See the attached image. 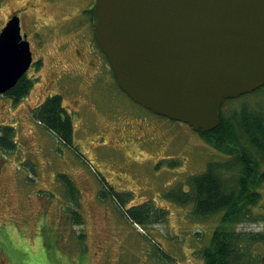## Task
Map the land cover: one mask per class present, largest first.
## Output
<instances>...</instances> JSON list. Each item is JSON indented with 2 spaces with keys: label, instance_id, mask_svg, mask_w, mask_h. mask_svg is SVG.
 <instances>
[{
  "label": "rangeland",
  "instance_id": "obj_1",
  "mask_svg": "<svg viewBox=\"0 0 264 264\" xmlns=\"http://www.w3.org/2000/svg\"><path fill=\"white\" fill-rule=\"evenodd\" d=\"M91 3L0 0V28L20 10L21 32L27 34L34 61L41 63L37 69L31 64L22 76L37 79L27 97L15 103L0 95V127L14 129L8 139L13 147L0 149V264H43L45 244L48 255L62 264H205L199 251L219 218L194 220L192 205L175 199L208 162L229 157L186 123L132 102L112 75L101 74L79 95L81 76L69 66L76 62L85 68L77 61L87 62L88 56L73 50L81 37L75 35L90 33L86 11ZM54 94L70 115V144L31 117V109ZM243 105L264 107V87L226 100L221 109L228 116ZM128 115L152 125L150 134L130 131ZM142 126L133 124L140 132ZM259 192L252 220L234 227L237 232L264 231V184ZM141 204L152 206V216L163 221L132 224L124 212ZM74 211L81 214L82 225L73 224ZM253 252L255 259L264 256L258 246Z\"/></svg>",
  "mask_w": 264,
  "mask_h": 264
},
{
  "label": "water",
  "instance_id": "obj_2",
  "mask_svg": "<svg viewBox=\"0 0 264 264\" xmlns=\"http://www.w3.org/2000/svg\"><path fill=\"white\" fill-rule=\"evenodd\" d=\"M91 22L118 88L194 131L215 129L225 100L264 86V0H94ZM30 64L14 14L0 30V94Z\"/></svg>",
  "mask_w": 264,
  "mask_h": 264
},
{
  "label": "trees",
  "instance_id": "obj_3",
  "mask_svg": "<svg viewBox=\"0 0 264 264\" xmlns=\"http://www.w3.org/2000/svg\"><path fill=\"white\" fill-rule=\"evenodd\" d=\"M32 87L33 80L22 77L5 96L17 103L27 97ZM62 105L60 96H50L33 109L31 115L70 144L72 123L69 113L65 112ZM263 110L262 106L253 109L243 105L238 109L232 108L231 113L226 116L220 109L219 125L212 131H198L202 139L215 150L229 157L219 162H208L202 173L187 180V190L182 191L175 199L179 205H192L191 217L194 220L214 216L219 218L208 243L199 251L205 264H258L264 261V256L255 259L253 252V248L257 246L264 249V231L237 232L234 229L237 225L252 220V209L261 200L259 187L264 184ZM13 130L9 126L0 127V149L13 147L14 143H11V139L8 140L10 133L12 138ZM115 199L121 203L119 198ZM154 211L152 206L141 204L124 213L132 224L143 226L163 221V217L152 216ZM159 213L164 215L165 211L159 210ZM70 214L74 225L83 224L79 212ZM79 238H84V235H79ZM43 249L46 252L43 264H62L58 256L48 255L50 246L45 244ZM33 264H37V261Z\"/></svg>",
  "mask_w": 264,
  "mask_h": 264
},
{
  "label": "flooded vegetation",
  "instance_id": "obj_4",
  "mask_svg": "<svg viewBox=\"0 0 264 264\" xmlns=\"http://www.w3.org/2000/svg\"><path fill=\"white\" fill-rule=\"evenodd\" d=\"M93 2L94 1L92 0L90 8L86 11L88 13L87 16H88V20H89L88 25L90 24V33H88V31H85V32H83V34L81 33V35H75V37H78V36H81V37H80V40L78 41V44L75 47V50H73V52L75 53L76 56H79L82 52H83L84 56H86V57L88 56L87 62L85 61L86 59H84L82 57L79 58V61H77L79 64L85 65V68L83 66L80 67L79 65L76 64V62H75V64L71 63V66H69V71H73L74 73H78L81 76V80H80L79 86H78L79 95H81V96L87 90L91 89L93 83L96 82L95 80L102 78L101 74H103V73L108 75V76L112 75V78L114 80V77H113V74L111 72V68L107 62V59L102 54V52L100 51V49L98 48V46L96 45V42L94 40L93 28H92V23H91L92 14L89 12V11H91V7H92ZM18 12H20V10L17 12L11 13L8 17H6V21L13 14L18 15ZM68 20H70V18ZM23 33H25V32H23ZM27 40H28V38H27ZM29 46H30V41H29ZM30 51H31V64L34 66L35 69H37L40 67L41 63H40L39 59H38V61H34V55L32 54L31 46H30ZM35 51H36V49H35ZM73 65L75 66L74 68L72 67ZM28 79H32L33 82H34V80L35 81L37 80L35 78H28ZM51 96H57V94H54ZM76 102H77V100H76ZM128 118H131V122H132V126L129 125L130 131H134V132L136 131V132H138L139 135H144L146 133H149L147 131V128L151 127L152 125H146L144 123V120L140 117L133 118L131 115H128ZM135 122H138V126H140V127H143L142 125H144V128L141 129L142 130L141 132H140V129H137V130L134 129L133 124ZM124 126H127V125H124Z\"/></svg>",
  "mask_w": 264,
  "mask_h": 264
},
{
  "label": "bare ground",
  "instance_id": "obj_5",
  "mask_svg": "<svg viewBox=\"0 0 264 264\" xmlns=\"http://www.w3.org/2000/svg\"><path fill=\"white\" fill-rule=\"evenodd\" d=\"M222 106V105H221ZM221 108V107H220ZM165 117V116H164ZM214 130V129H213ZM212 131V130H211Z\"/></svg>",
  "mask_w": 264,
  "mask_h": 264
}]
</instances>
